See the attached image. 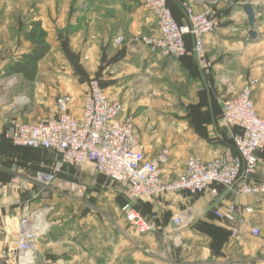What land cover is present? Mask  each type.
<instances>
[{
  "label": "crops",
  "instance_id": "0c3cea01",
  "mask_svg": "<svg viewBox=\"0 0 264 264\" xmlns=\"http://www.w3.org/2000/svg\"><path fill=\"white\" fill-rule=\"evenodd\" d=\"M184 1L188 0H169L180 23L187 22ZM145 3L0 0V130L6 118L37 122L56 115L57 99L66 93L75 96L74 113L79 115L89 80L98 77L107 95L122 101L125 115L134 117L148 158L170 148L169 176L182 172L191 154L210 160L236 151L233 129L221 120L223 102L238 94L247 80L257 79L252 97L264 116V0H203L205 6L224 13L217 30L205 39L212 62L209 72L202 70L193 53L177 59L134 42L139 35L159 34ZM244 4L255 8L256 38L249 35ZM36 23L46 32L50 51L31 78L14 65L40 45L39 38L26 36ZM187 43L192 47V38ZM259 156L251 176L254 182H264V150ZM1 168L9 167L0 164ZM17 173L24 176V190L36 183L25 171ZM56 177L54 185L59 187L65 181ZM220 189L218 198L208 190L193 196L168 192L134 202L152 226L147 232L131 226L122 211L110 217L106 209L94 214L92 207H85L69 213L65 222L50 224L46 215L36 258L27 262L17 250L19 221L35 209L10 208L1 202L7 191L0 190L4 195L0 197V264H264V193L238 195ZM231 205L245 217L237 225V235L232 234L233 225L213 213L214 208ZM249 206L253 212L245 211ZM188 208L193 220L190 226L178 228L172 217ZM253 227L260 228V235L252 234Z\"/></svg>",
  "mask_w": 264,
  "mask_h": 264
},
{
  "label": "built area",
  "instance_id": "2783aa9c",
  "mask_svg": "<svg viewBox=\"0 0 264 264\" xmlns=\"http://www.w3.org/2000/svg\"><path fill=\"white\" fill-rule=\"evenodd\" d=\"M202 4L201 9L197 8ZM186 23H180L169 4V0H146L147 8L154 14L159 29L158 35H139L133 40L148 46L153 53L180 59L193 53L204 72H209L212 62L207 56L205 39L214 33L224 16L203 0L184 1ZM190 35V47L186 36ZM123 40V37L118 39ZM257 79L246 81L242 90L223 102L222 122L233 129L236 151H226L214 159L198 155L188 156L184 170L177 176H169L171 150L161 149L153 158L146 155V147L135 124L134 117L125 115L124 103L110 98L99 78H93L85 93L81 113L76 115L75 96L62 94L57 99V113L37 122H22L6 118L0 134L15 145L47 148L58 153L61 161L56 170L65 165L92 163L96 171L119 182L127 188L131 201L149 200L166 192H187L191 195L211 191L214 198L221 195V187L233 190L238 195L264 193V182L251 181L264 150V116L257 111L253 90ZM56 174L40 171L34 181L43 186H54ZM19 184V179H13ZM127 203L123 210L131 226L140 232L151 230V224L134 206ZM253 212L254 208H245ZM22 216L19 221L18 247L20 257L27 262L35 259L39 230L35 227L36 211ZM214 215L231 225L232 234L237 235V225L245 221L236 206L225 209L214 208ZM193 220L190 208L179 210L172 217L178 228L190 226ZM253 235L260 228L251 229Z\"/></svg>",
  "mask_w": 264,
  "mask_h": 264
},
{
  "label": "rangeland",
  "instance_id": "374dc122",
  "mask_svg": "<svg viewBox=\"0 0 264 264\" xmlns=\"http://www.w3.org/2000/svg\"><path fill=\"white\" fill-rule=\"evenodd\" d=\"M20 60H24V58L22 57ZM92 79L89 80V83ZM16 160L20 162H16ZM60 161L61 157L53 150L15 146L0 134V164L10 168L0 169V190L7 191V195H5L7 197L3 198L1 202L8 204L10 208H19L22 212L24 209L28 211L35 209L37 217L40 213L46 212L49 224L65 222L70 216L69 213H74L75 210L85 207H92L94 214H99L101 208L106 209L110 217L116 216L121 211L125 215L123 207L130 202L125 186L98 173L92 163L68 166L57 171L56 166ZM17 171L22 174L25 171L31 182L40 171L56 174L65 182H62L59 187L55 185L43 186L33 182L28 190H24V176L18 175ZM15 177L19 179V184L13 182ZM70 183L75 185L74 188H65V186H70ZM0 197H4V195L0 194ZM85 200L94 204L96 208L86 204ZM134 202L136 201H131L130 204L137 208ZM37 239L38 236L35 239L36 245Z\"/></svg>",
  "mask_w": 264,
  "mask_h": 264
},
{
  "label": "trees",
  "instance_id": "16d2710c",
  "mask_svg": "<svg viewBox=\"0 0 264 264\" xmlns=\"http://www.w3.org/2000/svg\"><path fill=\"white\" fill-rule=\"evenodd\" d=\"M45 35H46V32L43 29H41L40 23H36L34 27L32 28V30L26 34L28 38H35V37L39 38L40 45L37 48L33 49L31 52L24 54L23 55L24 60L15 62L14 68L17 72H21L25 74L27 77H31V78L34 77L36 73L37 63L40 60H42L50 51V45L47 44L44 40ZM186 38H187V42H189L191 36L187 35ZM16 146H19V145H16ZM68 166H74V165H65L63 168L68 167Z\"/></svg>",
  "mask_w": 264,
  "mask_h": 264
},
{
  "label": "water",
  "instance_id": "95a60500",
  "mask_svg": "<svg viewBox=\"0 0 264 264\" xmlns=\"http://www.w3.org/2000/svg\"><path fill=\"white\" fill-rule=\"evenodd\" d=\"M243 9H244V12H245L246 15H247L248 23H249V25H250V32H249V35H250L252 38H256L257 33H256V31H255V27H256L257 19H256L255 8H254V6L251 5V4H244V5H243Z\"/></svg>",
  "mask_w": 264,
  "mask_h": 264
},
{
  "label": "bare ground",
  "instance_id": "6f19581e",
  "mask_svg": "<svg viewBox=\"0 0 264 264\" xmlns=\"http://www.w3.org/2000/svg\"><path fill=\"white\" fill-rule=\"evenodd\" d=\"M45 218H46V212H43L40 215H38L36 224H35L36 226L35 228L36 229L38 228L37 230H41L42 228H45V226H47Z\"/></svg>",
  "mask_w": 264,
  "mask_h": 264
}]
</instances>
